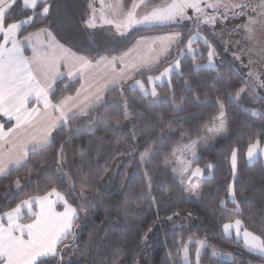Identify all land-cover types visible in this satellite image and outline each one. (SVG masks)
<instances>
[{"label":"trees","instance_id":"trees-1","mask_svg":"<svg viewBox=\"0 0 264 264\" xmlns=\"http://www.w3.org/2000/svg\"><path fill=\"white\" fill-rule=\"evenodd\" d=\"M130 1L124 0L126 4ZM49 3L53 5L50 14L43 18L37 15L34 23L21 29L19 36L42 27L48 28L61 43L90 59H98V53L104 56L118 55L142 36L173 30L189 33L183 27L157 25L111 35L104 28L91 29L87 26L88 0H49ZM28 14L30 13L18 10L16 20L24 19ZM186 43L185 38L181 46L179 44L177 47H183ZM196 44H199L204 53L203 56H197L196 62L203 63L207 59V48L201 41ZM177 47L172 58L160 63L152 71L142 72L135 79L157 74L167 64L175 61L178 56ZM180 71L183 75L175 72L172 74L171 85L165 82L158 86L162 94L175 93V102L181 103L180 109H174L171 101H154L149 104L150 96L143 97L138 88L125 89L124 84L117 86L115 91L106 93L104 106L93 112L112 116L113 125L119 120L118 129L112 125L106 126L103 122L93 126L91 131L81 129L74 136L66 128L60 129L53 133L55 141L46 152L29 154L28 159L34 162L33 165L0 175V215L29 196L43 195L51 183H54L67 196L72 206L86 209L79 213L75 229L78 235L75 240L69 237L58 245V249L65 250L66 256L70 258L66 264H109L116 248L121 249L122 264H185L182 253L177 248L184 246L190 238L206 241L207 245L199 257L200 264L264 263L255 253L243 247V239L237 240L235 232L224 233L223 224L229 221L221 215L220 207L221 200L226 202L228 208L232 207L227 196L231 185L236 191L237 200L241 201L244 213L235 218L242 219L250 231L256 230L259 234L258 229H254L253 222L258 226L261 217H264V158L259 155L250 163L247 150L249 143L264 133V112L253 115L249 111V107H258L255 106L257 101L249 96L242 95L239 101L226 102V134L196 159L194 164L203 169V179L200 200H191L186 197L179 180L165 162L180 143L183 132L191 138L199 136L217 114L215 98L220 95L219 90L225 81L231 79V86L226 90L234 93L243 83L245 75L225 55L220 58L215 70L199 71L192 68L190 59L184 57ZM217 73L222 75L218 76ZM185 80L189 82L191 91L185 87ZM79 84V79L68 80L63 77L55 84L52 101L57 102L74 94ZM121 87L124 90L123 96ZM180 96L187 99L181 101ZM195 96H199L200 100H195ZM123 101H127L130 110L135 113L126 120L121 115ZM258 103L264 108L261 105L264 102ZM161 120L164 122L165 138L158 145H153L155 136L160 132ZM79 124V119L70 121L73 132L77 131ZM133 132L135 140L132 139ZM145 132L150 133L152 138H148ZM61 144L64 145L68 160L64 169L70 173L76 185L71 193L68 191L70 185L66 178L46 184L45 179L51 173H40L42 166L55 169L54 153ZM149 145H153L155 155L150 164L141 166L139 154ZM261 145H264V137ZM233 149L237 153L235 176L231 168ZM81 152L88 156L83 164ZM38 161L43 163H36ZM208 164H212L213 168L208 169ZM29 168L34 170L30 172ZM145 169L152 178L150 191L144 178ZM82 174L89 177V185L84 189L87 200L80 198L81 189L77 176ZM17 180H21L19 189H16ZM176 212L193 214L194 223L178 228H163L157 231L158 234L151 235L148 242H143L144 235L156 222ZM229 215L235 216L233 213ZM31 220V216L24 215L23 221ZM93 233V239L89 240ZM195 245L193 242L189 246ZM212 250L228 253L230 258L215 256ZM190 258V264L196 263L193 255ZM51 260L52 264L58 262L56 257Z\"/></svg>","mask_w":264,"mask_h":264},{"label":"snow or ice","instance_id":"snow-or-ice-1","mask_svg":"<svg viewBox=\"0 0 264 264\" xmlns=\"http://www.w3.org/2000/svg\"><path fill=\"white\" fill-rule=\"evenodd\" d=\"M102 8L105 7L104 0H101ZM42 6V7H41ZM91 8L92 5L90 4ZM113 13L120 19H105L104 23L112 24L116 31L123 32L135 25H152V24H170L181 23L183 21L191 22L193 32L187 34L180 32H172L163 37L151 38L153 46L140 50L138 55L131 61L126 62L125 53L122 57H109L97 54L99 59H90L87 56L76 55L70 49L59 44L53 33L48 28H39L36 32L29 33L23 38L24 41L33 43V56L25 57L21 49L22 41L18 39V33L25 25L34 23L35 17L40 15L42 18L47 17L53 5L49 0H0V34L3 36V43H0V114L8 117L9 120L15 119L16 123L5 131V124L0 123V175H6L12 170H19L21 167H29L33 165V161L28 159L29 154L37 152H46L52 147L55 137L53 133L60 129H67L71 135H78L81 129L91 131L92 127L100 122L106 126L112 125L119 127V120L113 125L112 116H103L100 112H93L94 109L104 106L105 93L104 88L108 91H115L117 86L132 78L136 72L152 71L154 67L164 61L166 57L171 55V49L177 47L182 41L187 39V43L183 47H177L178 56L174 63H170L164 68L160 75L148 77L147 83L154 84L155 81L168 78L171 85V76L175 72L183 75L180 71L183 58L187 57L192 61V68L199 71L204 69L215 70L214 57L217 55L215 48L209 42L208 38L199 31L201 24L215 26L218 21L223 22L230 17L235 20L237 18H245L240 24L235 25L233 33L239 35L240 39L235 40L237 52L234 56L237 60L242 61L243 56L248 57L247 78L235 92L227 91L231 86V79L225 81L221 87L220 95L215 98L217 106V114L212 117V123H218L219 127L215 129L217 132L226 130L227 112L226 102L231 103L239 101L242 95L249 96L255 101L254 95L257 88H264V41L257 38V33L264 31V0H160L158 4L149 3V0H131L130 5H126L124 0H115L113 4L107 5ZM192 10V15L188 14V10ZM211 9V12L206 11ZM18 10L28 12L24 19L16 20ZM103 16V13H101ZM88 27L96 26V9H92V15L86 21ZM231 35V34H230ZM41 37L47 38L45 43ZM138 41L137 45L143 42ZM203 41L207 48V64H197V56H203L204 53L194 47V44ZM11 47H7L8 44ZM136 47V46H134ZM132 51V50H130ZM122 65L120 71H116V65ZM61 66H68L67 75L73 77L74 71L79 77H84L86 73H90L95 69L104 68L105 70L111 66L112 71L101 76L104 80V88L95 87L91 82L82 83L73 96L64 97L53 103L50 98L54 95L53 84L58 77H62L64 73L59 71ZM218 76L222 74L217 73ZM185 87L191 91L189 82L185 80ZM133 87H139L143 97L151 96L159 100L158 92L155 87L149 90L145 82L135 80ZM213 87H215L213 85ZM121 96H123V88L121 87ZM223 97V98H221ZM35 100V105L28 107L29 101ZM172 101L174 109H180L181 105L176 104L177 99L175 93L169 98ZM181 101L187 99L180 96ZM200 100L199 96L194 97ZM154 101H150L149 104ZM205 102H207V94H205ZM42 104V108L39 105ZM51 109V111H49ZM134 111L130 110L127 101L122 102V118L128 119L134 115ZM257 113L254 111L253 115ZM80 120L77 131L73 132L70 121ZM169 122V126H170ZM164 122L161 120L159 124L160 132L155 136L153 145H158L165 138ZM25 131L36 129L33 132L30 141H24L18 146L19 131L21 128ZM212 131L211 128L207 129ZM148 138H152L151 134L145 132ZM262 137L264 133L256 136L249 143L247 150V158L251 163L257 159L259 155H264V148L261 147ZM132 139H136L135 132L132 133ZM30 143L31 146L27 147ZM195 141L190 145L184 146L181 150H192L195 156ZM153 145H149L143 153L140 154L139 163L141 166L150 164L152 157L155 155ZM81 164L88 159L86 153L81 152ZM55 169L51 166L41 167L40 173H51L45 179V183L59 179L63 181L67 179L70 185L68 191L71 193L75 190V182L69 172L64 171V166L68 163L67 154L64 145L61 144L54 153ZM36 163H43L38 161ZM193 161L184 162L183 166L178 170L173 169L177 173V178L182 185V191L185 193L193 192L198 185L195 180L203 177V169L199 166L191 168ZM208 169H212L213 165L208 164ZM231 168L233 176L237 172V153L233 149L231 153ZM33 168H29L31 172ZM80 186V198L87 200L88 197L84 191L89 185V177L87 174L77 176ZM144 178L147 181L149 191L152 186V178L147 170H144ZM19 186V180L16 181ZM228 199L232 207L228 208L224 200L220 201L221 215L228 219V223L223 224L225 234L235 231L237 240L243 239V247L249 252L255 253L261 261H264V217H261L257 226L253 222L254 229L250 231L245 226L242 219L235 218L242 216L241 201L237 200L236 191L229 185ZM155 203V198L153 197ZM246 202V201H245ZM62 203L64 211L57 212L55 205ZM34 206H38V211H33ZM90 207V205H89ZM27 209L32 217L31 223H20L22 219L21 210ZM84 207L76 208L69 203L67 196L61 192L58 187L51 183V186L43 195L29 196L27 199L21 200L14 208L0 215V264H52L51 258H58L57 264H62L63 255L58 249V244L72 237H77V221L79 213L84 212ZM235 214V216L229 215ZM179 213H173L178 215ZM6 218V222H5ZM172 217L169 216L168 219ZM249 219H252L249 213ZM151 231V229H149ZM95 233L89 236L92 240ZM193 241L190 239L189 243ZM196 244L200 247L205 246V241L196 240ZM67 247V245H65ZM177 251H181L178 247ZM185 264L189 262V249L187 245L182 248ZM121 249L116 248L112 253L109 264H122L120 258ZM171 253H169L170 255ZM213 250V255H217ZM197 264H199L200 248L196 249Z\"/></svg>","mask_w":264,"mask_h":264},{"label":"rangeland","instance_id":"rangeland-1","mask_svg":"<svg viewBox=\"0 0 264 264\" xmlns=\"http://www.w3.org/2000/svg\"><path fill=\"white\" fill-rule=\"evenodd\" d=\"M88 2H89V5L90 4L92 5V7L91 8L89 7L87 20L92 15V9L93 8L96 9V26L95 27H89V28L92 29V28H96V27L97 28L101 27V28H104V29L108 30L109 34H111V35L119 33V32L116 31V28L114 27V25L104 23L105 19L116 20L117 22L120 19L118 16L113 15L111 9L109 7H107V5L113 4L115 2V0H104L105 7H103V8H102V5H101V0H88ZM130 3H131V1H130ZM130 3L129 4L125 3V4L126 5H130ZM149 3L158 4V3H160V0H149ZM206 11L211 12L212 10L211 9H206ZM101 13H103V16L101 15ZM188 14L192 15V10L191 9L188 10ZM242 21H245V18L241 17V18H237V19L233 20L230 17L228 20H224L223 22L218 21L215 26L201 24L199 31L201 32L202 35H204V36H206L208 38L209 42L215 48V51L217 53V55L214 57L215 65L217 66L218 61L220 60V58L223 55L228 56L231 60H233L235 62L237 68L242 73H244L245 79H246L249 69H248V67H245V65H247V63H248V57L246 55L243 56L242 57L243 63H242L241 60H237L235 58V56H234V53H236L237 50H238L237 46L235 44V40L240 39V37H239V35H236L235 33H233V29H234L235 25L240 24ZM157 25H161V26L174 25L176 27H183V29H185V32H193V34H194L191 22H189V21H183L181 23H170V24H159V23L152 24V25L141 24V25H135V26H133V27L127 29V30L137 29V28H144V27H147V26H157ZM127 30H125L124 32H126ZM172 32H179V31L178 30H173V31L168 32V33H162V34H156V35H147V36H142V37L138 38L139 39V40L137 39L138 41H142V38H146V39L135 47L134 51L137 52L136 56L138 55V52L140 50H143V49H146L147 47L153 46L151 44V38L163 37V36H166V35H168L169 33H172ZM180 33H183V32H180ZM209 37H211V39H209ZM257 38L262 40V41H264V31L258 32L257 33ZM201 42H203V41H201ZM144 43L147 46L143 47ZM148 43H150V45H148ZM180 46H181V43H180ZM182 46H184V45H182ZM131 47L132 46H130L129 48H131ZM194 47H196L197 49H199L200 52H202V49L199 47V44H194ZM175 49H176V47H173L171 49V55L173 54ZM206 54H207V50H206ZM171 55L167 56L166 60H169ZM136 56L135 55H131L130 56V54H128L125 57V61L129 62L133 58H135ZM162 62H164V61H162ZM172 63H174V61ZM196 63L197 64H207L208 63V57L205 60V62H203V63L196 62ZM168 66H169V64H167L164 68H166ZM164 68H162L160 70V72H162L164 70ZM143 72H145V71H143ZM160 72L157 73V74H148L146 76H141V77L135 79L136 76L141 74V72H136V74L134 75L133 78H131L130 80H126L125 81L124 87H125V89L130 88V87L139 89V87H133L132 85L134 84L135 80H141V81L145 82V85H146V87L149 88V90H151L152 87H155L156 91L158 92L159 100H156V98H153V97L150 96V100L151 101H171L170 99H166V98L171 97L173 95L172 93L162 94L158 90V86L162 85L165 82L169 83L168 82V78H165L163 80L155 81L154 84H148L147 83L148 77H150V76H152V77L158 76V75H160ZM254 95L256 96L255 101H257V104L255 106H258V107L257 108L249 107V111L252 114H253L254 111L257 114L264 112V108H261L260 107V103H258L259 101L260 102H264V88H257V90H256ZM175 103L181 105V103H177V102H175ZM261 105H264V104L262 103ZM211 121L205 126V128L202 131V133L199 136H197V137L191 138L185 132L182 133V138H181L180 143L174 149L172 156L165 162L167 167L172 171L173 175L176 178H177V173H175L173 171V169H177L178 170L180 167L183 166L184 162L193 161V160L196 161V159L198 158L200 153L210 149L219 138H221L222 136H224L226 134V130L224 132L215 131V129L217 127H219V125H218V123H212ZM208 128H211L212 131H208L207 130ZM192 141L196 142L195 146H194L195 156L192 155V150L183 151V152L181 151L184 148V146L190 145L192 143ZM140 154H139V157H140ZM261 156L264 158V155H261ZM195 167H196L195 164L192 163L191 164V168L194 169ZM63 170L65 171V169H63ZM202 179H203V177L199 178L198 180H195V183L198 185V187L193 192L185 193L186 197H188L189 199L194 200L196 202H198L200 200V190H201ZM19 182H21V180H19ZM179 182H180V180H179ZM16 186H18L17 183H16ZM17 188L19 189V186L16 187V189ZM59 206H60V209H64V206H62V205H59ZM176 213H179V212H176ZM169 216H171L172 218L168 219ZM194 221H195V217L191 213H179L178 215H173V213H172V214L166 216L165 218H163L162 220H159L158 222H156L150 228L151 231H148L144 235L143 242L144 243L148 242V239H149V237L151 235L158 234L157 231H160L163 228H178V227H181L183 225H190V224L194 223ZM190 239L194 243H195L196 240L205 241L204 239H197V238L196 239L195 238H190ZM189 240L185 244V245H187V247L189 249V260L191 259L190 256L193 255L195 257V259H196V263H194V264H197L196 249L200 248V255H201L207 244H206V241H205V246L204 247H200L199 244H196L194 247H192V246H189L190 245ZM182 248H183V246L181 247V253H182V257H183ZM66 253L67 252L65 250L61 251V254L63 255L62 264H64V263L66 264L68 262V260L70 259L68 256H66ZM212 253H213V250H212ZM216 253H218V254L215 255V256H223L224 258H230V254H228V253L223 254V253H221L219 251H216ZM200 255H199V257H200ZM66 258H68V259H66ZM251 264H264V263H251Z\"/></svg>","mask_w":264,"mask_h":264},{"label":"crops","instance_id":"crops-1","mask_svg":"<svg viewBox=\"0 0 264 264\" xmlns=\"http://www.w3.org/2000/svg\"><path fill=\"white\" fill-rule=\"evenodd\" d=\"M37 30H38V29H37ZM37 30L32 31V32H30V33L36 32ZM49 30H50V29H49ZM50 31H51V30H50ZM51 32H52V31H51ZM28 35H29V33L26 34V35H24V36H21V37H20V36H19V33H18V39H20V40L22 41V43H21V49H22L23 55H24L25 57L31 58V57L33 56V50H32V48H33V43H35V42L33 41V43H29L28 41H24L23 38H24L25 36H28ZM53 35H54V34H53ZM54 36H55V35H54ZM55 38H56V36H55ZM41 39H42L45 43H47V38H46V37H41ZM56 40L59 42V44L63 45L65 48L70 49L69 47H67L66 45H64L63 43H61L57 38H56ZM138 40H139V39H138ZM138 40L132 45L131 48H129V49L126 50L125 52L120 53V54H118V55H112V56H107V57H109V59H111V57H113V56H115V57H122V56L125 55V53L130 54V56H131V55H135V56H136L137 52L134 51V49H135L134 46H137V42H138ZM0 43H3V36H2V34H0ZM148 45H150V43H148ZM145 46H147V45H145V43H144V44H143V47H145ZM7 47H11V44L9 43V44L7 45ZM70 50H71L73 53H75L76 55H82V54H78V53H76V52L73 51L72 49H70ZM130 50H132V51H130ZM83 56H84V55H83ZM98 59H99V58H98ZM121 67H122V65L117 64V65H116V71L119 72ZM68 70H69V67H68V66H61V67H60L59 71H60L61 73H64V75H63L62 77H58V78L56 79L55 83L53 84V89H54L55 84L57 83V81H59V80L62 79L63 77H66L68 80L79 79V80H80V84H79V87H78V88H80V86H81L82 83H85V84L87 85V83H89V82H91L95 87L104 88V80L101 79V76H102V75H105V74H107L108 72H111V71H112L111 66H109L106 70H105L104 68L95 69V70H93V71L90 72V73H86L84 77H79L78 73H75V71H74V75H73V77H69V76L67 75ZM135 74H136V73H135ZM135 74H134V75H135ZM134 75H133V77H134ZM133 77H132V78H133ZM130 79H131V78H130ZM130 79H128V80H130ZM124 83H125V82H124ZM124 83H123V84H124ZM107 92H108L107 88H104V93H105V95H106ZM73 95H75V93L72 94V95H67V96H73ZM67 96H65V97H67ZM50 98H51V96H50ZM63 98H64V97H63ZM52 102L55 103L54 101H52ZM35 103H36L35 100H34V99H31V100L29 101L28 107H29V108L33 107V106L35 105ZM39 107L42 108V104L39 105ZM49 111H51V109H49ZM0 123H4V124H5V131H7V128L12 127L13 125H15L16 121H15V119H11V120H9L8 117H5V116H3L2 114H0ZM7 123H10V124H7ZM35 131H37V130H36V129H29V130L25 131V129L22 127V128L20 129V131H19V141H18V146H21V145L23 144L24 141H30V137H31L32 133L35 132ZM30 146H31V144L28 143V144H27V147H30ZM261 147L264 148V145H261ZM59 205H62V206H63L62 203H57V204L55 205V210H56L57 212H62V211H64V209H60V206H59ZM38 210H39V209H38V206H36L35 209L33 208V211H38ZM1 215H2V214H1ZM21 215H22V219L20 220V223H31V222H32V220L29 221V222H25V221H23L24 215H28V216H30L29 213H28V210H27L26 208L21 210ZM5 222H6V218H5ZM232 232H235V231L233 230Z\"/></svg>","mask_w":264,"mask_h":264}]
</instances>
